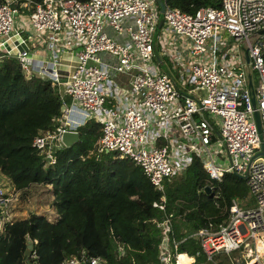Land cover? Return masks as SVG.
I'll list each match as a JSON object with an SVG mask.
<instances>
[{
  "label": "built area",
  "instance_id": "obj_1",
  "mask_svg": "<svg viewBox=\"0 0 264 264\" xmlns=\"http://www.w3.org/2000/svg\"><path fill=\"white\" fill-rule=\"evenodd\" d=\"M162 1L160 14L157 0H0V59L17 58L26 77L36 72L60 96L71 97L56 118L58 124L37 134L32 144L53 164L55 151L63 147L62 133L95 119L101 123L97 157L115 151L140 166L162 192L153 203L162 210L164 180L190 165L194 155L211 179L220 181L226 172L246 174L253 205L232 200L225 223H209L194 235L210 260L241 250L245 264H263L264 158L257 155L260 140L253 113L259 114L264 141V35L259 34L264 0H214L218 6L191 13ZM20 16L18 31L15 18ZM28 25L37 37L27 33ZM22 33L38 46L28 48ZM157 47L158 57L175 61L176 76L162 68L164 63L158 65ZM113 74L127 76L128 84L118 87ZM17 195L13 185L0 182V220H8ZM157 226L165 236L161 260L180 264V254L172 263L168 253L170 219ZM26 244L28 264H39L35 243L28 239ZM117 253L123 254L121 246ZM58 264L105 260L82 251Z\"/></svg>",
  "mask_w": 264,
  "mask_h": 264
},
{
  "label": "trees",
  "instance_id": "obj_2",
  "mask_svg": "<svg viewBox=\"0 0 264 264\" xmlns=\"http://www.w3.org/2000/svg\"><path fill=\"white\" fill-rule=\"evenodd\" d=\"M166 3L189 13L218 6L214 0ZM70 102L71 97L60 96L45 76L34 72L26 77L17 58L0 59V173L20 191V198L32 185H50L51 206L57 212L53 221L37 213L6 221L0 232V264H28L24 254L28 239L35 243L39 264H58L82 251L102 257L105 264H164L165 236L157 223L166 218L172 263L175 254L192 257L191 264L214 261L194 233L209 223H225L232 200L253 205L245 179L232 172L224 173L220 181L211 179L194 155L190 165L164 180V209L154 207L162 192L140 166L115 151L97 157L101 123L93 118L77 128L79 141L55 151V163L48 164L33 139L53 129L61 107ZM119 246L123 254L117 257Z\"/></svg>",
  "mask_w": 264,
  "mask_h": 264
},
{
  "label": "rangeland",
  "instance_id": "obj_3",
  "mask_svg": "<svg viewBox=\"0 0 264 264\" xmlns=\"http://www.w3.org/2000/svg\"><path fill=\"white\" fill-rule=\"evenodd\" d=\"M23 17H16L15 18V29L21 30L19 24V20H21ZM25 23H28V20L25 19ZM29 26V25H28ZM30 32L34 35L37 33L29 26L28 27ZM225 38L228 37L227 34L223 35ZM22 38H25L26 40V46L28 48H35L38 46V42L36 40H33L32 37H30L28 34L25 33L21 34ZM230 40V39H229ZM241 54V51H239ZM165 60L164 65L162 68L169 69L174 76L177 75L176 69H175V61L170 56L163 55L162 56ZM179 85H181L179 81ZM176 137L179 139L181 143L186 144V140L179 137V134H176ZM0 182L6 183L7 185H12L10 179L5 177L3 174L0 173ZM20 191H18L17 199L14 201V203L9 208L10 215L8 217V220L2 221L0 220V229L4 226L3 223L6 221H9L13 218H21L27 216L29 213H37V214H43L45 215L50 221H53L57 217L56 210L51 206V191H50V185L46 186L43 184H36L30 186V188L27 190V194L25 196L21 195L20 198ZM23 193V192H22ZM2 230V229H1ZM0 230V231H1ZM214 261H210L207 264H216V262L221 261L223 264H229V263H238V264H245L247 261V258L245 257V253L241 250L232 251L228 254L221 253L219 255L213 256ZM260 260L264 264V252L260 253Z\"/></svg>",
  "mask_w": 264,
  "mask_h": 264
},
{
  "label": "water",
  "instance_id": "obj_4",
  "mask_svg": "<svg viewBox=\"0 0 264 264\" xmlns=\"http://www.w3.org/2000/svg\"><path fill=\"white\" fill-rule=\"evenodd\" d=\"M157 2L159 4V6H160V14H162L163 11H164V3H163L162 0H157ZM161 24H162V20L160 19L159 20V24H158L159 27H160ZM259 34L260 35H264V29L260 30ZM244 57H245L246 62L248 63L249 57H248L247 51L244 52ZM158 60H160V59L158 58ZM249 86H251V82H249ZM252 103H253V105H255L254 99L252 100ZM64 111H65V105H63L61 107V112L63 113ZM253 116H254V120H255L256 126L258 128L259 140H260V151L257 153V155H260V156H262L264 158V141L262 139V132H261V128H260V118H259L258 112L255 111L253 113ZM61 141H62V144H63L64 147H70V146L74 145L75 143H77L79 141V133H78V131L77 130H67V131L63 132L62 136H61ZM240 177L242 179H245L246 174L240 175ZM205 190L207 192H210V190H211L210 186H208V185L205 186ZM29 247H30V245L28 244L27 249H26V253L29 251Z\"/></svg>",
  "mask_w": 264,
  "mask_h": 264
},
{
  "label": "crops",
  "instance_id": "obj_5",
  "mask_svg": "<svg viewBox=\"0 0 264 264\" xmlns=\"http://www.w3.org/2000/svg\"><path fill=\"white\" fill-rule=\"evenodd\" d=\"M29 30V29H28ZM28 30H26L27 31V33L28 34H31V32H29ZM156 52H157V54H156V60H157V63H158V65H160V66H162L163 65V63H165V60H164V58L162 57L163 55H161L160 57H158V55L161 53V51H160V49L157 47V49H156ZM41 54H43V53H41ZM47 55H48V53H46ZM43 55H45V54H43ZM64 59H67V58H69V55L67 54V55H65L64 57H63ZM158 58L160 59V60H158ZM68 60H70V59H68ZM112 77H113V82L119 87V86H126L127 84H128V78H127V76H125V75H123V74H113L112 75ZM180 255H182V254H180ZM186 256H188L187 254H185ZM189 257V256H188ZM189 259H190V261L189 262H187L186 264H191L192 262H193V258L192 257H189Z\"/></svg>",
  "mask_w": 264,
  "mask_h": 264
},
{
  "label": "bare ground",
  "instance_id": "obj_6",
  "mask_svg": "<svg viewBox=\"0 0 264 264\" xmlns=\"http://www.w3.org/2000/svg\"><path fill=\"white\" fill-rule=\"evenodd\" d=\"M263 247H264V244H263ZM189 261H190V259L188 256H186L185 254L180 255V257H179V263L180 264H186Z\"/></svg>",
  "mask_w": 264,
  "mask_h": 264
}]
</instances>
